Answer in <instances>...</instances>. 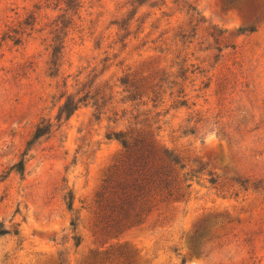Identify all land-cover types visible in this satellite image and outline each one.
I'll use <instances>...</instances> for the list:
<instances>
[{"label":"rangeland","instance_id":"obj_1","mask_svg":"<svg viewBox=\"0 0 264 264\" xmlns=\"http://www.w3.org/2000/svg\"><path fill=\"white\" fill-rule=\"evenodd\" d=\"M58 1L0 0V264H264V0ZM137 133L176 182L115 233Z\"/></svg>","mask_w":264,"mask_h":264},{"label":"trees","instance_id":"obj_2","mask_svg":"<svg viewBox=\"0 0 264 264\" xmlns=\"http://www.w3.org/2000/svg\"><path fill=\"white\" fill-rule=\"evenodd\" d=\"M75 2L76 0H66V6L69 7L66 10L73 9L76 6ZM141 4L142 2H139V6ZM53 44L54 47L50 54L49 69L55 72L59 66L60 50L62 48L59 45L60 42H58L57 36ZM79 103L80 100L74 103L72 98L67 99L60 110V115L65 113L67 117L70 116L78 108ZM50 127V124L46 126L38 125L33 134V140L40 138L44 134H48ZM118 138L122 144L124 154L128 155L130 171L141 176V183L135 187L139 192V195L135 197V202L128 201V211L122 213V217L116 220L112 226L113 232L115 233H121L141 223L142 217L149 211L147 204L149 195L157 189L168 190L171 188L169 186L175 185L176 177L173 178L172 174L175 175L174 169L178 164L175 158L158 147L152 137L137 133L135 135L128 134V136L121 135ZM16 169L19 172H23L24 162L20 161L16 164ZM148 172L149 174H147ZM131 186L134 187V185Z\"/></svg>","mask_w":264,"mask_h":264}]
</instances>
